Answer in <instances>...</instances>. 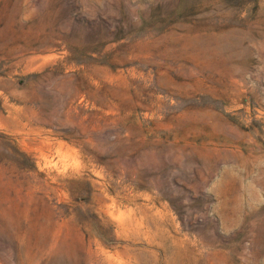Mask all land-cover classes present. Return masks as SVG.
Returning <instances> with one entry per match:
<instances>
[{"label": "rangeland", "instance_id": "1", "mask_svg": "<svg viewBox=\"0 0 264 264\" xmlns=\"http://www.w3.org/2000/svg\"><path fill=\"white\" fill-rule=\"evenodd\" d=\"M0 264H264V0H0Z\"/></svg>", "mask_w": 264, "mask_h": 264}]
</instances>
